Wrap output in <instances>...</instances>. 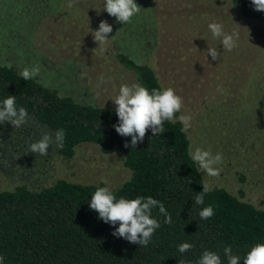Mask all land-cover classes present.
I'll return each instance as SVG.
<instances>
[{
    "label": "rangeland",
    "instance_id": "obj_1",
    "mask_svg": "<svg viewBox=\"0 0 264 264\" xmlns=\"http://www.w3.org/2000/svg\"><path fill=\"white\" fill-rule=\"evenodd\" d=\"M214 1L135 0L142 8L140 13L131 23L123 24L104 10L105 0H77L72 7L70 0H0V60L20 72L38 65L37 79L59 94L111 108L116 107L113 101L120 86L136 83L115 53L126 52L145 61L163 88L172 87L183 98L176 117H192L191 128L186 131L189 152L200 147L223 156L218 177L207 176L199 169L203 182L264 207V106L260 100L251 104L239 69L227 67L239 56L226 51L220 39L213 37L210 23L194 19L203 17L205 10L215 13L228 5L226 0H219L215 6ZM101 20H107L113 28L104 45L93 38ZM192 27L202 29L204 36L196 31L197 40H192ZM245 28L258 37L264 33V27ZM239 32L244 33L242 28ZM250 37L251 46L259 45L256 37ZM200 38L206 42L203 54L196 52L195 43ZM242 45L238 40V47ZM208 48L217 49L219 60L211 59ZM181 49L193 55L181 60ZM101 76L107 82L98 87ZM45 133L52 134L55 141V133L30 116L19 128L7 121L0 124V189L23 184L36 190L57 179L102 182L114 189L129 178L130 170L123 165L121 154L103 153L92 142L78 145L71 158L59 155L55 142L47 156L29 152V146Z\"/></svg>",
    "mask_w": 264,
    "mask_h": 264
},
{
    "label": "trees",
    "instance_id": "obj_2",
    "mask_svg": "<svg viewBox=\"0 0 264 264\" xmlns=\"http://www.w3.org/2000/svg\"><path fill=\"white\" fill-rule=\"evenodd\" d=\"M218 1L213 5L217 6ZM226 1V8L215 13L205 10L203 17L194 19H201L203 24L221 23L226 33L236 32L235 27L243 35L239 37L242 47L231 53L239 58L227 67L239 69L251 104L260 100L264 106V33L258 37L245 28L264 27V12L256 11L251 0ZM223 16L227 18L225 22L221 20ZM192 29L194 33H204L202 29ZM250 36L256 37L259 45L251 46ZM192 40H197V33ZM200 40L205 42V38ZM201 41L195 43L196 52L202 53L205 48L206 42L200 45ZM180 51L178 57L184 61L193 55L186 49ZM250 54L252 57H245ZM115 58L133 73L137 84L150 91L163 88L150 64L122 51L115 53ZM5 64L8 63L0 60V103L15 96L17 108L24 107L37 123L54 133L64 129L63 146L57 147V152L65 158H71L78 145L88 142L98 145L103 153L121 154L130 176L111 189L117 199L151 196L164 204L172 222L164 223L165 216L158 207L153 208L152 218L161 227L146 247H140L113 236L119 224L103 222L90 209L95 190L105 187L102 182L57 179L36 190L20 184L0 189V255L5 258L4 264H179L181 260L197 264L205 250L216 252L222 264H227L223 250L228 246L243 264V257L251 247L264 243V207H256L217 186L210 188L203 205L195 203L205 183L197 163L189 155L188 135L178 119L175 123L165 121L161 135L153 136L149 130L143 143L131 146V137L120 136L113 127L118 124L115 108L78 102L72 96L59 94L37 77L25 81L14 65L9 70ZM189 177L192 183L187 182ZM209 205L215 215L201 219L199 212ZM182 243L193 247L181 254L178 246Z\"/></svg>",
    "mask_w": 264,
    "mask_h": 264
},
{
    "label": "clouds",
    "instance_id": "obj_3",
    "mask_svg": "<svg viewBox=\"0 0 264 264\" xmlns=\"http://www.w3.org/2000/svg\"><path fill=\"white\" fill-rule=\"evenodd\" d=\"M77 3V0H70L69 7ZM256 11L264 12V0H251ZM141 7L135 0H105L104 10L116 19L117 23H131L132 18L138 15ZM214 38L221 41L226 51H232L238 47L239 33L233 31L226 33L224 26L218 22L208 25ZM113 31L112 25L107 20H101L98 30L94 31V41L98 45H104L108 41V34ZM208 55L213 61L219 60L220 53L216 48H208ZM4 67L11 70L12 64H5ZM39 66L31 68L25 67L20 72V76L25 80L34 79L39 75ZM107 80L101 76L98 87ZM222 91V89H218ZM115 114L118 117V124L113 125L115 131L122 137H131V146L143 143L147 131H151L153 136L164 133L165 121L176 122V114L181 112L183 98L176 94L172 87L151 91L140 84H123L119 88V94L114 99ZM179 122L183 125L182 130L187 131L191 128V115H180ZM28 112L24 107L17 108L16 97L8 96L0 103V124L5 121L10 122L14 128H19L26 124ZM65 138L64 129H59L55 133V141L50 133H45L40 140L29 146V152L40 156H47L49 147L55 142L57 147L63 146ZM129 145L126 143L125 147ZM191 159L196 162L199 169L207 176L218 177L222 172L223 156L221 153L213 155L210 151L196 147L190 150ZM192 183V179H187ZM203 191L195 197V203L204 204V197L210 188L207 183L203 184ZM90 209L96 211L98 218L112 226L119 224L112 232L115 237L123 238L131 244H138L146 247L152 239L155 231L161 227L157 219L152 218V209L158 207L159 212L165 216L164 223L171 224V216L167 212L164 204L159 200L149 196L128 199L120 197L117 199L110 187H98L90 199ZM215 215L211 205L204 207L199 216L201 219H209ZM190 243H182L178 246V251L183 254L192 249ZM224 256L227 264H241V257L232 252L231 246L225 247ZM4 256L0 255V264H4ZM179 264H185L183 260ZM197 264H222L219 254L205 250L197 261ZM243 264H264V243H257L243 257Z\"/></svg>",
    "mask_w": 264,
    "mask_h": 264
}]
</instances>
